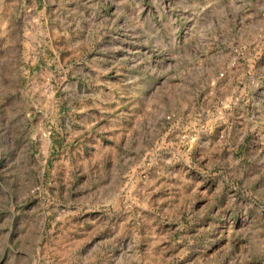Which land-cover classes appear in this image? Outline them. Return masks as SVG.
<instances>
[{"label": "rangeland", "instance_id": "374dc122", "mask_svg": "<svg viewBox=\"0 0 264 264\" xmlns=\"http://www.w3.org/2000/svg\"><path fill=\"white\" fill-rule=\"evenodd\" d=\"M0 264H264V0H0Z\"/></svg>", "mask_w": 264, "mask_h": 264}]
</instances>
